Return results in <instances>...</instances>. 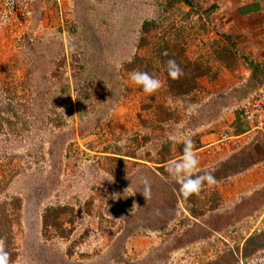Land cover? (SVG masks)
<instances>
[{"label": "rangeland", "instance_id": "374dc122", "mask_svg": "<svg viewBox=\"0 0 264 264\" xmlns=\"http://www.w3.org/2000/svg\"><path fill=\"white\" fill-rule=\"evenodd\" d=\"M36 9L32 25L0 24V239L9 264H224L264 245V176L255 185L227 177L252 160L245 146L223 161L206 144L194 150L195 174L217 180L198 195L185 198L166 171L185 138L196 147L202 128L223 121L226 93L203 101L185 91L197 66L242 57L221 6L37 0ZM144 21L154 23L142 33ZM168 59L183 69L179 82ZM134 70L162 87L145 93L129 79Z\"/></svg>", "mask_w": 264, "mask_h": 264}, {"label": "crops", "instance_id": "0c3cea01", "mask_svg": "<svg viewBox=\"0 0 264 264\" xmlns=\"http://www.w3.org/2000/svg\"><path fill=\"white\" fill-rule=\"evenodd\" d=\"M215 1L221 6L218 15L223 21L225 32L232 35L234 46L241 49L242 57L235 63L219 62L213 69L199 76L192 75L186 80L187 95L194 96L197 93L204 97L203 101L219 93L227 95L220 105V107L226 105L223 107L224 113L218 116V119L223 121L217 128H209L211 124L208 123L203 124L202 127H208V131L202 128L203 132L198 136L194 150L216 141L222 127L227 128L229 133L239 138L246 137L248 134L251 137L253 134L249 132L242 119L239 105L249 90L264 85V0ZM227 106L229 110L225 112ZM244 146V155H250L252 160L241 169L228 174L227 177L241 174L246 176L248 181L252 179L250 184L255 185L258 183L257 175L264 176V130L255 134L251 140L248 139L242 143L238 149L221 150L217 154V159L226 160L231 153L239 152ZM182 154L183 151L180 152V156ZM247 186L245 185V188Z\"/></svg>", "mask_w": 264, "mask_h": 264}, {"label": "built area", "instance_id": "2783aa9c", "mask_svg": "<svg viewBox=\"0 0 264 264\" xmlns=\"http://www.w3.org/2000/svg\"><path fill=\"white\" fill-rule=\"evenodd\" d=\"M36 2L37 0H0V24L6 25L9 30L11 27L32 25L34 19L38 17ZM239 109L249 132L255 136L263 131L264 85L249 91L239 105ZM253 135L248 139L251 140ZM241 144L242 138L232 135L227 128H222L217 140L206 144L202 149L209 153L223 149H238ZM230 232L233 235L237 233L236 230ZM233 256L231 261L224 264H264V245L249 254H244L241 250L234 251Z\"/></svg>", "mask_w": 264, "mask_h": 264}, {"label": "clouds", "instance_id": "9594fccd", "mask_svg": "<svg viewBox=\"0 0 264 264\" xmlns=\"http://www.w3.org/2000/svg\"><path fill=\"white\" fill-rule=\"evenodd\" d=\"M164 55H167V53H164ZM165 65L169 77L173 80L183 76V69L174 59H168L165 61ZM129 79L133 84L142 87L147 94H152L162 87V82L146 71L134 70L130 73ZM182 143L184 145L182 157L179 160L169 162L166 165V171L180 185V193L185 198H188L193 194L198 195L205 183L213 186L217 183V180L211 171L195 174L194 170L197 168L199 160L194 151V142L190 137H187ZM143 194L148 198L150 192L146 189ZM0 264H9V253L5 250V241L3 239H0Z\"/></svg>", "mask_w": 264, "mask_h": 264}, {"label": "trees", "instance_id": "16d2710c", "mask_svg": "<svg viewBox=\"0 0 264 264\" xmlns=\"http://www.w3.org/2000/svg\"><path fill=\"white\" fill-rule=\"evenodd\" d=\"M153 23H154V22L144 21V22L142 23V26H141V32L143 33L144 31L147 30V27H151V26H153ZM207 71H209V70H200L199 67L197 66V69H196L195 73H193L192 75L199 76V75H202L203 73H205V72H207ZM167 73H168V72H167ZM192 75L185 76V77H190V76H192ZM180 80H181V78H179V79H175L174 81H175V82H179Z\"/></svg>", "mask_w": 264, "mask_h": 264}]
</instances>
